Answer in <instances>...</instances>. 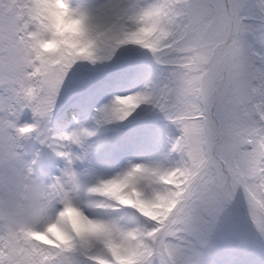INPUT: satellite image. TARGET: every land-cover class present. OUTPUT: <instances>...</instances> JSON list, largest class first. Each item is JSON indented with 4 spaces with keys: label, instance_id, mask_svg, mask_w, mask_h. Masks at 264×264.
I'll list each match as a JSON object with an SVG mask.
<instances>
[{
    "label": "snow or ice",
    "instance_id": "6c2138e0",
    "mask_svg": "<svg viewBox=\"0 0 264 264\" xmlns=\"http://www.w3.org/2000/svg\"><path fill=\"white\" fill-rule=\"evenodd\" d=\"M52 3L0 0V264H264V0Z\"/></svg>",
    "mask_w": 264,
    "mask_h": 264
},
{
    "label": "clouds",
    "instance_id": "9594fccd",
    "mask_svg": "<svg viewBox=\"0 0 264 264\" xmlns=\"http://www.w3.org/2000/svg\"><path fill=\"white\" fill-rule=\"evenodd\" d=\"M52 20L55 24L57 32L69 45L82 46L80 41L82 40L83 25L81 21L72 20L65 15L64 8L61 0H53L51 5ZM54 46L50 44L49 47Z\"/></svg>",
    "mask_w": 264,
    "mask_h": 264
}]
</instances>
